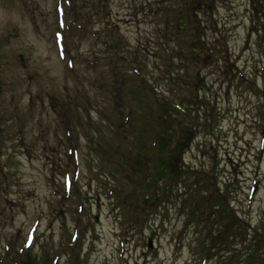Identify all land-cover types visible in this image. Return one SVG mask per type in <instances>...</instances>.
<instances>
[{"label":"rangeland","instance_id":"374dc122","mask_svg":"<svg viewBox=\"0 0 264 264\" xmlns=\"http://www.w3.org/2000/svg\"><path fill=\"white\" fill-rule=\"evenodd\" d=\"M61 1L65 61L58 0H0V264H237L232 242L206 254L201 243L217 228L192 215L225 200L253 226L264 222V0H189L208 55L198 62L173 51L191 52L175 28L184 0ZM110 31L108 51L94 35ZM157 129L180 139L176 153L174 143L141 153ZM157 160L173 181L148 201ZM78 169L67 194L63 174Z\"/></svg>","mask_w":264,"mask_h":264},{"label":"trees","instance_id":"16d2710c","mask_svg":"<svg viewBox=\"0 0 264 264\" xmlns=\"http://www.w3.org/2000/svg\"><path fill=\"white\" fill-rule=\"evenodd\" d=\"M185 4H187L186 10L183 9L184 13L179 12V17L175 19L176 22V30L177 34L179 36V39H184L186 42L189 39H191V46L189 45V48L191 49V52L185 51V48L182 47L183 50H178L173 49L174 54L175 52L178 51L179 56H184L186 57L189 55V60L191 62H198V60H201L203 57L205 60L208 59V55L206 54V51H204V46H206V43L203 42L199 36L194 35L196 33L195 31H198V25L193 29L191 26L194 23L193 21V16L190 13V3L189 0H184L183 1ZM192 6V4H191ZM193 11V7H192ZM194 12V11H193ZM76 13L78 16H80L82 13L77 9ZM185 14V15H184ZM83 25L87 28L88 23L85 21H82ZM90 22V21H89ZM114 20L107 21L108 25L110 27H117L114 25ZM197 29V30H196ZM179 30V31H178ZM187 30V37H183L181 35L182 32ZM190 31V32H189ZM180 32V33H179ZM175 35V34H174ZM97 40H103L106 42L108 45V51L113 49L112 45V39L113 42L117 40V37H115V34L113 31L109 32V35L107 38H103L99 36L98 34L96 35ZM222 37V36H220ZM196 45V47H195ZM197 49V51H196ZM203 49V51L201 50ZM193 55V57L191 56ZM118 56V55H117ZM176 58H179L176 56ZM166 105H168L171 110L175 109L177 114L179 113L182 115H191L186 108L184 109L181 107L180 109L176 108L174 105L170 104L168 101H166ZM172 105V106H171ZM168 108L164 109V111H167ZM169 111V114L163 113L164 111H161L160 114L164 115V118L172 115V111ZM175 112V113H176ZM159 115V112H158ZM161 116V115H160ZM163 132L159 129H157V132L155 133V145L153 146V149L150 147V145H146L144 147V151H142V146L141 145V153L145 152L146 149V156L149 157L151 154L149 152L155 151L156 153L160 151L161 149H166L170 147L174 143V149L172 150V153H176L178 150V146L180 144V139L176 140V142H173V136L171 138L167 139L168 142H166L165 135H161ZM165 141V142H164ZM151 157V156H150ZM142 164V163H141ZM154 176H145V181L150 180V183H145L143 186L144 191L146 193H149V195L146 194L147 200L152 201V199L156 196L155 194L153 195L151 191L157 189L158 185L160 184L162 187L168 186V179H170V182L173 181V175H171L169 172H166L161 168V164H159V161L154 163ZM161 165V166H160ZM158 183V184H157ZM156 192V191H155ZM207 193V192H206ZM206 197V194H205ZM230 204L227 203L225 200L220 201V205L213 203V202H208L205 204L204 209L202 211H199L198 213L193 212V219L197 220V223L201 225H205L206 228H209L210 226V220H213V223L211 224L212 227H216V231H211L207 234V238L205 241H202L201 244L205 246V249L207 250V255L214 254L216 251L223 249L224 246L227 244H230L231 242L233 243L232 247H235L236 254H239V260L237 261V264H239L242 260L243 262L241 264H245L244 261L247 260L248 264H254L256 259L255 264H264V222L261 223L260 225L253 226L249 222H247L243 217L239 216L237 212H235L234 209H231ZM205 210V211H204ZM205 215H207L208 219L204 220ZM204 242V243H203ZM235 243V244H234ZM219 248V249H218ZM221 252L218 251L217 254ZM31 256H29L27 259H30Z\"/></svg>","mask_w":264,"mask_h":264}]
</instances>
